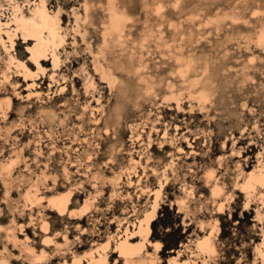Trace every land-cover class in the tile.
<instances>
[{"label":"rangeland","instance_id":"374dc122","mask_svg":"<svg viewBox=\"0 0 264 264\" xmlns=\"http://www.w3.org/2000/svg\"><path fill=\"white\" fill-rule=\"evenodd\" d=\"M44 10L61 41L44 28L37 60L22 30ZM251 175L264 0H0V264H128L126 239L138 264H264Z\"/></svg>","mask_w":264,"mask_h":264},{"label":"bare ground","instance_id":"6f19581e","mask_svg":"<svg viewBox=\"0 0 264 264\" xmlns=\"http://www.w3.org/2000/svg\"><path fill=\"white\" fill-rule=\"evenodd\" d=\"M42 17H43V22L45 24L44 27L39 26L34 21H30L29 24L25 25L24 28H23V30H22V35H23L24 38H27L29 36H35V37H37V43H36L35 47L32 48V50H31V52L33 53V57L35 59H37V60L40 57L45 56L47 54V52L49 50V40L50 39L53 40V41H55V42H60L61 41L59 35L52 29L53 20L50 18V16L47 14V12L45 10L43 12ZM17 20L19 22H22V23L25 22L23 19H17ZM117 21H118V19H117ZM117 27L118 26L115 25V27H113V28H117ZM44 28L47 29V31L49 33L50 39H48V37H45L43 35V29ZM121 31H122V29H118L117 28V31H110V32H111V34H120ZM7 33H8V35H10L9 37H12V34H10L9 31ZM54 56L55 55H53V58H55ZM10 59H11V62H13L12 57ZM54 62H56V61H54ZM37 63L39 64L38 61H37ZM21 65L24 66L23 64H21ZM209 177H212V174H209ZM251 178H252V175H251ZM255 179L253 177L251 180H254V181L251 182L250 184L248 182L249 186H248L247 183L245 184V185H247V187H249L248 190L249 189H252L253 190V189L256 188V186L264 184V175H261V178L260 179L258 177H257L256 180ZM249 180H250V178L248 179V181ZM214 192L218 193L219 192V189L218 188L214 189ZM189 196H190V194H189ZM53 200H54L53 203L55 204V206L57 207V209H59L60 211H63L64 212V210H68L69 209V206H68V198L67 197L61 196L60 198L57 197V198H55ZM159 200H160V191L157 192V197H156V199L154 201V204L152 206L153 211L151 213L147 214V216L144 219H141L139 221V225H138L139 232L141 234H144L147 237L150 235V231H151L150 230V223L155 218V212H156V209H157V207L159 205ZM180 201L182 202V204L185 203L184 200H180ZM159 245L161 246V244H159ZM159 248H157V249H159ZM196 248H197L196 249V252H198V253H196V252L193 253L196 256H199L201 254H207V252H211L213 254V252H214V247L212 246L211 240L209 238H206L205 240H203V242H200L199 241L197 243ZM119 250H120V254L125 257V259L127 260V262H129L128 264H138L139 261L137 262L136 260L132 259L133 258L132 257L133 255H137L139 257L141 255H143L144 257L146 256L145 253H142V246L134 247V246L131 245V243L129 242L128 239L122 240L120 242V244H119ZM140 259H143V258L140 257ZM262 259H263V262H264V254H262ZM181 263L184 264L183 262H179L177 259H174V261H173L172 264H181ZM74 264H77V263H74Z\"/></svg>","mask_w":264,"mask_h":264}]
</instances>
